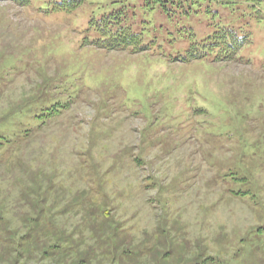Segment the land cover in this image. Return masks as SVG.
Here are the masks:
<instances>
[{"label":"rangeland","instance_id":"1","mask_svg":"<svg viewBox=\"0 0 264 264\" xmlns=\"http://www.w3.org/2000/svg\"><path fill=\"white\" fill-rule=\"evenodd\" d=\"M76 3L0 1V264H264V0Z\"/></svg>","mask_w":264,"mask_h":264},{"label":"trees","instance_id":"2","mask_svg":"<svg viewBox=\"0 0 264 264\" xmlns=\"http://www.w3.org/2000/svg\"><path fill=\"white\" fill-rule=\"evenodd\" d=\"M1 1V0H0ZM4 1H12V2H15V3H17V4H20V5H24V4H26V3H28L30 0H4ZM79 1L80 0H77V3H76V5H74V7L73 8H76L77 6H78V3H79ZM35 117L36 118H40L41 117V115L40 114H38V113H35ZM4 146H6V145H3L2 143H0V147H4ZM14 149V148H13ZM18 150L19 149H16V152H15V163L16 162H19V160H20V155H18ZM27 163H25V165H26ZM19 166H21V165H19ZM23 166V165H22ZM27 175H30V174H27ZM33 177H35L36 178V180H40V174L39 175H36V176H33ZM35 180V181H36ZM38 182V181H37ZM2 219H1V217H0V222L2 223V226H6V223L4 224L3 223V221H1ZM7 227V226H6ZM21 264H25V263H21Z\"/></svg>","mask_w":264,"mask_h":264}]
</instances>
